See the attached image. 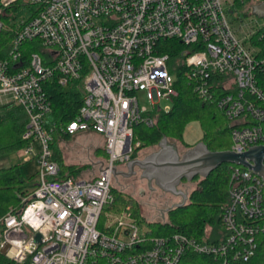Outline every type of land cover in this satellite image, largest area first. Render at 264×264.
Wrapping results in <instances>:
<instances>
[{"label":"built area","instance_id":"obj_1","mask_svg":"<svg viewBox=\"0 0 264 264\" xmlns=\"http://www.w3.org/2000/svg\"><path fill=\"white\" fill-rule=\"evenodd\" d=\"M264 0H0V33L14 31L0 59V106L24 110L23 135L30 144L18 151L39 167L36 186L17 209L0 218V252L14 264H179L187 251L210 254L217 264L247 263L264 237V181L252 170L230 165L227 201L212 239L182 234L152 236L127 209L106 211L113 202V169L125 166L140 144L137 123L152 125L150 113L172 101L169 55L160 41L194 49L182 60L184 76L203 102H215L229 122L237 154L264 146V52L245 41L256 32L235 33L226 6L249 8ZM7 16V23L4 16ZM262 31V32H261ZM81 82L84 97L77 118L62 135L93 132L104 138L105 158L80 174L60 176L51 144L55 124L48 83L65 88ZM143 93L149 107L140 104ZM164 223V222H163ZM39 235V241H35Z\"/></svg>","mask_w":264,"mask_h":264},{"label":"trees","instance_id":"obj_2","mask_svg":"<svg viewBox=\"0 0 264 264\" xmlns=\"http://www.w3.org/2000/svg\"><path fill=\"white\" fill-rule=\"evenodd\" d=\"M4 20L9 22L6 15ZM258 34H255L251 40L262 47L264 52V41H259ZM14 35V31L10 30L0 33V59L6 57ZM158 47L160 54L169 55L171 73L175 76L174 88L178 95L172 100V106L168 112L156 111L155 123L149 126L143 123L135 124L133 128L134 142H138L140 146L133 152L131 159H136L135 154L141 147L156 145L169 134L182 140L185 127L194 121L199 122L202 128L203 134L200 142H203L210 151L230 150L231 130L227 118L215 102L200 100L184 76L185 67L181 65L182 60L188 53L195 50L178 41L168 40L160 41ZM259 79L260 81L264 80V66L259 72ZM47 86L52 111L46 117L45 127L48 128L52 124L57 127L52 133L53 142L50 146L53 151V160L60 167L61 177L65 174L76 176L85 167L65 166L60 156L56 154V145L60 139L69 140L70 136L62 135L59 129L66 127L77 118L83 103L84 90L79 81L69 83L65 88L56 83H48ZM27 122V115L22 108L12 103L0 106V157L14 151L17 152L30 144V140L23 138ZM99 155L105 157L103 149H99ZM230 172L229 164L218 166L206 179L201 180L198 187L191 192L189 204L168 213L167 222L147 224L150 234L152 236L182 234L201 241L204 238L206 226L220 227V209L227 201ZM35 186L36 183H33V178L25 181L20 176L18 166L11 165L0 168V218L10 210L19 208L22 198L29 194ZM111 193L113 202L110 206H114L113 208L116 210L117 208L125 210L132 202L121 196L113 188ZM108 207L109 205L106 208L109 209ZM217 263L218 260H215L210 254L200 255L193 251H187L179 264ZM0 264L14 263L0 252ZM233 264H264V237H260L257 255L251 261Z\"/></svg>","mask_w":264,"mask_h":264},{"label":"rangeland","instance_id":"obj_3","mask_svg":"<svg viewBox=\"0 0 264 264\" xmlns=\"http://www.w3.org/2000/svg\"><path fill=\"white\" fill-rule=\"evenodd\" d=\"M225 10L227 12L233 11V13H228L227 19L230 24L231 29L237 33L239 37L241 34H250L256 32L264 24V19L258 18L251 14V9L249 8H239V7H229L226 6ZM253 40L245 41L247 46L253 45ZM140 104H144L149 107L148 101L145 99L146 96L143 93L138 94ZM161 109L172 106V101L162 100L159 103ZM156 109L150 113L152 115L153 123L156 122ZM202 128L199 122L194 121L189 123L183 133L182 140L177 136L168 135L166 138L170 143L176 145L177 150L180 154H183L188 149L192 148L195 144L200 142L202 138ZM57 156H60L63 164L65 166H79L88 167L92 163L102 161L105 157L99 155V149H103L104 138L102 135L93 132H82L75 136H71L69 140L60 139L57 142ZM34 154L39 151V144L33 142L32 144ZM158 149V144L152 146H144L138 149L136 158H143ZM30 155V160L24 162L18 155L17 152H11L8 155L0 157V168L9 167L11 165L18 166L20 176L28 181L33 178V183H36V176L39 170L35 155ZM55 154V155H56ZM83 169L82 171H84ZM118 172H127L126 165L119 166ZM68 173V172H67ZM201 178L193 180L191 182L182 181L180 189L184 192H188L190 195L193 190L198 187ZM113 189L124 196L127 200L132 201L131 206H127L125 210L113 208L114 206L109 205V209L106 208L108 213L119 215L125 212L127 209L130 216L137 220V225L141 229H149V223H165L168 221L167 210L174 204L180 203L181 198L174 197L170 194H166L159 189L149 190L147 187L146 180L140 178V171L136 170V174L132 177L126 178L118 175L113 178L112 182ZM189 204V199L186 205ZM216 233V228H211L206 226L205 235L206 239H212Z\"/></svg>","mask_w":264,"mask_h":264},{"label":"water","instance_id":"obj_4","mask_svg":"<svg viewBox=\"0 0 264 264\" xmlns=\"http://www.w3.org/2000/svg\"><path fill=\"white\" fill-rule=\"evenodd\" d=\"M251 14L264 19V2L254 5ZM185 56V55H184ZM222 164L243 166L252 170L264 181V146L249 148L241 154L232 151L212 152L203 142H198L183 154L175 144L163 137L158 149L143 159H133L126 164L127 172L113 169V176L129 178L140 171V178L146 180L149 190L159 189L166 194L181 198L180 203L172 205L167 212L186 205L190 195L180 189L182 181L191 182L199 177L206 179L209 174ZM39 235L35 241H39Z\"/></svg>","mask_w":264,"mask_h":264},{"label":"crops","instance_id":"obj_5","mask_svg":"<svg viewBox=\"0 0 264 264\" xmlns=\"http://www.w3.org/2000/svg\"><path fill=\"white\" fill-rule=\"evenodd\" d=\"M152 153H153V152H152ZM145 157H146V156H145ZM145 157H143V158H145ZM143 158H136V159H140V160H141V159H143Z\"/></svg>","mask_w":264,"mask_h":264}]
</instances>
